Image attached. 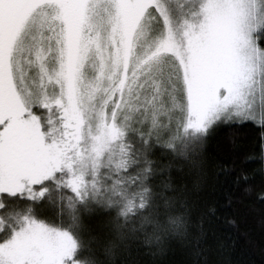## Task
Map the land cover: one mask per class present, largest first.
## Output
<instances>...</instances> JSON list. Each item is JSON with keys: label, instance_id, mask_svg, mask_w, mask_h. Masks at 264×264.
Instances as JSON below:
<instances>
[{"label": "snow or ice", "instance_id": "6c2138e0", "mask_svg": "<svg viewBox=\"0 0 264 264\" xmlns=\"http://www.w3.org/2000/svg\"><path fill=\"white\" fill-rule=\"evenodd\" d=\"M247 121L264 128V0H0V264H116L173 239L209 264L180 181Z\"/></svg>", "mask_w": 264, "mask_h": 264}, {"label": "trees", "instance_id": "16d2710c", "mask_svg": "<svg viewBox=\"0 0 264 264\" xmlns=\"http://www.w3.org/2000/svg\"><path fill=\"white\" fill-rule=\"evenodd\" d=\"M199 158L200 168L195 173L185 169L180 183L186 187L193 223L203 221L212 245L209 264H264V201L258 198L264 190V128L252 121L221 124L202 144ZM108 217L102 210L85 223L101 232ZM125 260L192 264L189 248L180 239L169 241L160 251L133 247L131 255L115 258L116 264Z\"/></svg>", "mask_w": 264, "mask_h": 264}]
</instances>
